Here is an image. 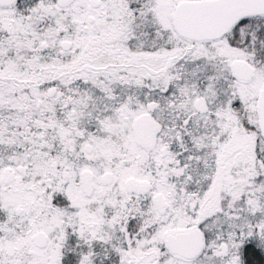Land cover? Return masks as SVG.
<instances>
[{
    "label": "snow or ice",
    "instance_id": "obj_1",
    "mask_svg": "<svg viewBox=\"0 0 264 264\" xmlns=\"http://www.w3.org/2000/svg\"><path fill=\"white\" fill-rule=\"evenodd\" d=\"M0 264H264V0H0Z\"/></svg>",
    "mask_w": 264,
    "mask_h": 264
}]
</instances>
